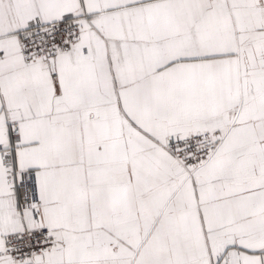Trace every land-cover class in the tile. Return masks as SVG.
<instances>
[{"label":"snow or ice","instance_id":"snow-or-ice-1","mask_svg":"<svg viewBox=\"0 0 264 264\" xmlns=\"http://www.w3.org/2000/svg\"><path fill=\"white\" fill-rule=\"evenodd\" d=\"M0 264H264V0H0Z\"/></svg>","mask_w":264,"mask_h":264}]
</instances>
